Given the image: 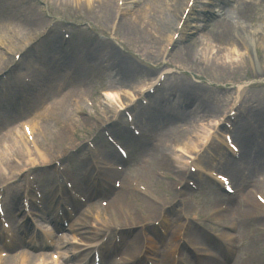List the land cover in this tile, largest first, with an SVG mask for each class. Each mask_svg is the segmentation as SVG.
<instances>
[{"label":"rangeland","instance_id":"rangeland-1","mask_svg":"<svg viewBox=\"0 0 264 264\" xmlns=\"http://www.w3.org/2000/svg\"><path fill=\"white\" fill-rule=\"evenodd\" d=\"M90 1L0 0V57L9 65L13 63L15 53L20 52V48L31 46L33 51L39 48L40 52L45 53L43 49L45 43L55 37H58V40L61 39L62 29L66 30L70 36V44L75 46L66 53L84 54L89 49L93 56L91 68L84 75V82L76 80L71 70L66 69L54 85L48 86L46 94L40 95L35 100L30 99L32 101L27 103L20 113L18 108L0 112V119L4 122L0 124V182L14 180H16L14 182L17 180L24 182L29 159L36 163V178L47 193L54 187L56 168L53 160L58 156L71 165L76 184L85 191L81 175L91 170L90 178L95 180L96 172H98L97 169L93 171L90 165L87 141L96 135L95 142L102 148L99 152L106 155L103 152L108 146L105 140L106 135L100 129L103 125L110 126L109 119L112 121L114 115L112 111L115 109L118 112L121 108L131 106L135 114L142 109L140 111L142 115L149 112L147 120L150 122V110L155 112L153 102L161 99L163 105L161 103V108L156 114L167 116L173 120V123L160 124L157 130H153L155 138L151 141L153 145L150 146L152 148L150 153L140 154L137 148L130 146L129 150L132 152L133 159L127 165L125 175L120 176L126 182L125 189L111 194L114 205L122 201L121 197H129L130 204H122L128 206L134 217L138 219L136 228H132L129 233L121 234L126 241L125 252L133 251V247H130L128 242L136 235H140L142 239L138 249L142 246L144 248L145 245L143 250H148L149 236L153 235L162 240L161 254L166 255L168 253L166 250L169 251V249L175 254L178 241L176 238L172 241L171 234L175 232L177 237V232L183 227L187 230L188 244L194 247L205 244L206 247L202 252L196 251L192 259L189 257L186 260L187 264H217L210 262L211 259H218L222 254H227L226 251L229 249L232 250L228 255L229 260L223 264H264V207L254 196L255 192L264 196V118L261 116V120H258L247 113L252 108H259L258 103H264V47L258 42L259 45H256L253 50H245L246 55L242 50L243 61L239 63V66L233 65V68H229L227 72L209 65L214 60L218 61V64H231L229 59L231 57L234 62L238 60L231 53V46L226 42L238 30L241 33L247 32L256 40V31L259 32V36H263L264 0H230L228 5L225 3L226 0H219L218 5L224 7L225 11L230 7L234 8L237 16L233 24L227 20L228 13L225 12L219 18L204 24L202 17L199 19L196 15L210 16V12L219 15L222 9L207 7L204 10L202 7H197L178 40L174 39V35L178 33L176 24L188 0H122L121 7L118 6L120 0ZM242 3H245L244 7L241 6ZM161 11L171 12L170 15H172L171 27L164 35L163 26L166 21L159 20ZM227 23H231L233 29L226 27ZM157 27L162 37L156 33ZM125 31L129 32V37ZM170 38L173 39L172 42ZM95 50L99 51V57L94 53ZM34 63H36L35 59L28 63V67ZM9 65L5 71L2 70L3 67L0 68V82L5 80L4 76L10 68ZM119 70L137 72L131 75L133 77L131 80L125 81L117 74ZM162 71L167 72L165 82L161 83L162 86L157 88L155 94L148 95L146 90L155 83V79ZM173 82L190 86V88H186V92L183 93L171 87ZM122 89L132 91L134 99L130 101L132 96H127L129 100L123 96L121 97L123 101L118 103V107L114 104H102L107 103L102 100V92L105 90L121 92ZM237 94L239 96H236ZM142 95L148 98L149 103L146 106L140 105V110L137 111L139 102L136 100ZM64 98L69 99L67 104L70 118L68 117L67 123L59 126L63 139H54L45 134V121L50 116L56 115L58 112H55L56 105ZM234 99L236 103L243 106L242 114L235 119L238 141L241 143V136L247 137V134L240 135V128L249 121L247 129L250 139L257 136L262 145L247 150L248 157L245 159V164L251 171L247 172V175L242 173L240 177L232 178L240 192L238 199L234 198V202L229 205L226 197L222 195L215 197L208 189V187L211 190L216 189L211 179H205L204 187H200L198 191H194L187 185L179 190L180 184L176 182L177 180L185 179L184 182L191 180L197 183L198 181L197 175L189 174L188 171L187 160L192 156L183 157L174 150L175 147L183 142L190 144L185 140L189 133L192 134L199 129L204 134L205 129H209V126H205L207 123L211 125L220 116L226 117L233 107ZM74 100L80 103H75ZM87 101L90 103L89 107L86 106ZM105 107L108 111L104 110ZM246 107L250 109H245ZM261 112L257 114H262ZM22 121L37 123L38 126L35 128L36 131H33V135L36 134L38 137L36 142L39 144H33V142L24 144L23 141L17 140ZM124 125V113H121L113 122V128L109 127L110 135L114 136L122 132L121 127ZM217 128L213 129L210 136L212 138L207 144L217 137L222 143L220 139L222 131L219 128L225 127ZM3 133L16 141V145L13 146L11 142L5 140L1 136ZM178 133H182L183 137L177 136ZM203 134L196 137L195 145L197 146L189 148L188 155L202 151L205 146V141L201 140L204 137ZM122 137L126 139L125 135ZM29 145L33 149H30ZM27 149L28 152H25ZM75 149L76 152H74ZM165 151L181 157V170L172 166L174 155L169 156L172 160L168 162V165L159 162V157H164ZM152 153L154 155H151ZM141 159L147 160L145 164L141 162ZM5 160L10 167L5 165ZM209 162L201 157L197 163L193 164L200 167L209 165ZM212 167L217 169L216 166ZM127 179L138 180L149 193L134 189L130 183H127ZM100 198L94 195L92 204L98 207ZM16 199L19 203L18 192ZM148 202L156 206L155 213L147 209ZM157 202H160L162 206ZM194 204H198L197 207ZM225 205L229 206L226 211L219 210L220 206ZM157 210L161 213L156 212ZM236 210L243 213L248 210L250 214L247 217H241ZM98 214L103 216V223L107 222L105 230L118 221L109 210H100ZM163 216L168 217L172 222L169 238L156 234L154 228L151 232L146 229L147 226L144 227L148 222L156 221ZM239 218L242 219L239 220ZM89 221L95 228L104 227L103 223H97L94 219L89 218ZM95 228L91 231H95ZM213 244L216 246L213 247ZM215 252L220 254L219 257ZM148 254V252L145 254L146 257ZM168 256L167 264H171L172 257ZM141 262L145 263V259Z\"/></svg>","mask_w":264,"mask_h":264},{"label":"bare ground","instance_id":"bare-ground-1","mask_svg":"<svg viewBox=\"0 0 264 264\" xmlns=\"http://www.w3.org/2000/svg\"><path fill=\"white\" fill-rule=\"evenodd\" d=\"M92 1V0H91ZM90 1V2H91ZM225 3H227V5L229 4V1H226ZM241 6H245V3H242V5ZM126 9V8H125ZM223 11L225 12V13H229V12H227V11H225L224 9H223ZM170 13L171 12H168V13H166V12H164V11H161L160 12V17H159V20H164V22L166 21V23L164 24V26H163V35L164 34H166V32L170 29V27H171V18H172V15H170ZM192 13V12H191ZM235 16H237V14L235 15ZM188 18V17H187ZM190 18H191V16H190ZM179 19V18H178ZM191 19H189L188 20V22L190 21ZM187 22V23H188ZM187 23L185 24L186 25V27H187ZM29 24V23H28ZM229 23H227L226 24V26L228 25ZM243 26H245V24L243 25ZM264 26V25H263ZM184 27V26H183ZM197 29V28H196ZM195 29V30H196ZM183 31H185L184 29L182 30V32ZM125 33L127 34V36L129 37V35H128V31H125ZM156 33L159 35V37H162V34H161V31H160V29L157 27L156 28ZM258 33L259 32H257L256 31V33L255 34H257L256 35V37H257V42L255 43V40L253 39V38H255V37H253V36H251V35H249V36H247L246 34H244V33H241V32H239V30H238V32H236V33H234L233 34V36L229 39V40H227L226 42H227V44H229V46H231L230 47V51H231V53L234 55V57L236 58V59H238L236 62H234V61H232V57L231 58H229L230 60H231V64H226V65H223V64H218V61H216V60H214V61H211V63L209 64V62L207 63V64H209L210 65V67H213V66H215V67H217L218 69H220V70H224L225 72H227V71H229V68H233V65H236V66H239V63L241 62V61H243V58H242V56H243V54H242V50L245 52V55L247 54V52L246 51H250V50H253L254 48H256V45H259V43L258 42H260V46H262V47H264V28H262V33H263V36L262 35H258ZM169 40V39H168ZM20 50H22L21 48L19 49V51ZM246 50V51H245ZM97 53H99V52H97ZM217 53H218V51H217ZM100 55V54H99ZM115 55V54H114ZM88 53H85V56H83V58H78L77 59V61L72 65V69H73V76H75V79L76 80H79L80 82H84L85 81V74H86V71H85V69L82 67V63H85L87 66L89 65V66H91V64H92V58L90 57V58H88ZM97 57H99V56H97ZM112 59V58H111ZM239 61V62H238ZM80 62V63H79ZM79 63V64H78ZM120 64V63H119ZM125 64L127 65V66H129V67H131V65L129 64V63H127V62H125ZM129 64V65H128ZM8 65H9V63H7L2 57H0V68H2L3 67V69L2 70H5L7 67H8ZM24 65V64H23ZM128 67V68H129ZM133 68V67H132ZM47 72H48V70H46ZM100 72H101V70H100ZM137 71H135V70H131V71H129V70H119L118 72H117V74L118 75H120L125 81H128V80H131L133 77L131 76V75H134L135 73H136ZM161 75H163V74H161ZM159 77H160V75H159ZM158 77V78H159ZM158 78L157 79H155V82L158 80ZM19 79V78H18ZM20 80V79H19ZM174 83H177V82H173V83H171V87H173L174 89H178L179 91H181V92H183V93H185L186 91H185V89L186 88H190V86H186V85H184V84H174ZM173 84V85H172ZM124 90V91H123ZM127 90H129V89H122V91H121V93H123L124 94V96H125V94L126 95H128L127 94ZM25 91H27V90H25ZM25 91H24V93H25ZM107 92H110V93H112V95H110V94H107ZM105 91L104 92V97H105V99H103V100H105L107 103H102V104H105V105H109V104H112V103H119V101L121 100L120 98H119V95L118 94H116L118 91L116 90V91H111V90H108V91ZM9 94H10V89H4L3 91H1L0 92V102H6L7 103V101H5V100H8L7 98H8V96H9ZM26 99V96L23 94V96H21V94H19L18 92H17V90L16 91H14V93H13V97L12 98H10V105H12L13 103H19V101H23V100H25ZM125 99H128L129 100V98L128 97H125ZM134 99V97L132 98V99H130V101L131 100H133ZM119 100V101H118ZM69 102V99H67V98H64L63 100H61V101H59V103L56 105V108H55V112H57L56 113V115L53 117V116H50V118L48 119H46V121H45V123H46V129L44 130V132H45V134L47 133L48 135H50L51 137H53L54 139H63V136H62V134H61V130H60V127L59 126H62V124H65V122L67 123V121L69 120V116H70V113H69V110H68V103ZM17 103V104H18ZM161 103H162V105H163V101H161V99H159L157 102H153V105L155 106V112L153 111V110H150V113H151V120H152V122H153V126L154 127H156V128H158V126L160 125V124H163V125H165V124H167V125H171L172 123H173V120H171V119H169L167 116H163L162 114H160V115H157L156 114V112H157V110L159 109V108H161L160 106H161ZM262 103V102H261ZM258 103V106H260L259 108L257 107V108H252V109H250V107H246L245 109H250L249 110V116L250 117H252V116H254V118H256V119H258V120H261V116L264 118V103ZM188 104V103H187ZM163 107V106H162ZM104 110H106V111H108V108H104ZM262 111V112H261ZM112 112H114V114L116 113V110L114 109ZM204 113H206L205 111H203ZM231 112V111H230ZM259 112H261L262 114H257V113H259ZM148 114H149V112H147ZM207 115H208V113H206ZM69 117V118H68ZM224 118V116H220L219 117V119H216L218 122L215 124V127H212L210 124H206L205 126H209V129H205L206 130V132L203 134L202 132H201V130H195L192 134L191 133H189L188 134V136H187V138L185 139L186 140V142L188 141V143H190V144H186V143H182V144H180L179 146H182L183 145V147H184V149L186 150V153L188 152L187 150H190V149H192V148H194L195 146H197V145H195V143H196V137H200L199 136V134H203L202 136H204L203 138H201V140L202 141H205V143H208V139H210V136L212 135V131H213V129H216V127H218V126H220V124H221V121H223L222 119ZM263 118H262V120H263ZM212 121V120H211ZM210 121V122H211ZM263 122V121H262ZM31 127H32V131L34 130V131H36V124H35V122H30V124H29ZM153 127V128H154ZM246 127V128H245ZM20 131V130H19ZM238 131V129L236 130V132ZM248 129H247V123H245V124H243L242 125V127L240 128V135H245V134H247V137H244V136H241V137H243V140H244V142L246 143V146L242 149V147L241 148H239V153H238V156L233 160L232 158H230V156H231V153H230V151L228 150V148H227V146H226V143H225V140H224V144H225V149L227 150L226 152H225V155L227 156V158L225 159L226 160V162L227 163H229L232 167L234 166V165H238V162H240L241 160H243L244 159V156H246L248 153H247V149H253L254 147H256V146H258V143H259V141H258V138L257 139H255L254 140V142L252 143L251 142V139H250V134H248ZM236 134V133H235ZM32 135H33V133H32ZM144 135H145V132H144ZM3 136V138L5 139V140H8L9 142H11L12 144H13V146H15L16 145V141H14L13 139H11L10 138V136H6V135H2ZM35 136H36V134H35ZM177 136H179V137H183V135H182V133H178L177 134ZM19 139H17V140H21L20 142H22L23 141V143H25L26 141H25V137L23 138V133L20 131L19 132ZM35 139H38V137H35ZM218 139L219 138H214V140H213V143L212 144H216V146H212V145H207V150L208 151H212L215 147L217 148V147H219V146H222V143H221V141H218ZM65 141L67 140V139H64ZM235 142H236V140H235ZM39 144V143H38ZM260 144V143H259ZM192 146V147H191ZM190 148V149H189ZM204 148V150H205V152H208V151H206V146H204L203 147ZM144 149V148H143ZM219 152H222V150L220 149V150H218ZM204 151H203V153L204 154H206ZM112 154V156L113 157H115L116 158V156L113 154V153H111ZM167 154V155H166ZM151 155H154V153H152ZM156 155V154H155ZM171 155H174L172 152H167V151H165V155H164V157H159V162L161 163V164H166L167 163V165L169 164L168 162H170L172 159L169 157V156H171ZM41 156V155H40ZM41 158L43 159V157L41 156ZM44 160V159H43ZM173 160H174V162H173V164H172V166H175V167H177L178 168V170H181L182 169V167L180 166V163L182 162L181 161V157L180 156H178V155H174V157H173ZM45 161V160H44ZM234 164V165H233ZM5 165L8 167L9 165L7 164V162H6V160H5ZM229 165V166H230ZM242 165H244L243 163H242ZM10 167V166H9ZM117 167V166H116ZM242 168H244V167H242ZM241 169V167H238V170H240ZM219 170H221V169H219ZM0 172H1V168H0ZM229 172H231V174H233L234 172L235 173H237V169H234V168H232V170H230ZM109 173H111V174H113V172H109ZM238 174V173H237ZM183 176H184V174H183ZM199 181H200V184H201V186H203V184L201 183V181H203V178H200L199 179ZM131 190V189H130ZM130 193H131V191H130ZM130 196H131V194H129ZM9 199H7V203L9 204V207L10 206H16L15 205V202H12V200L10 199V197H8ZM122 201H120V203L122 204V203H125V204H130V198L129 197H126V196H124V197H121L120 198ZM119 202V201H118ZM124 208L125 209H127V210H130L129 208H128V206H124ZM147 209H151L152 211H153V213H155V210L157 209L156 208V206L155 205H153L152 204V202L150 203V202H148V204H147ZM50 212H52L51 210H50ZM156 212H160L159 210H157ZM236 213H238L241 217H247V216H249V214H250V212L248 211V210H245V212L243 213V212H240L239 210H236ZM117 217H121L119 214H117ZM122 219H124V217H122ZM240 219H242V218H239V220ZM125 220V219H124ZM73 231L74 230H76L75 228H73L72 229ZM177 235H179V233L177 232ZM172 237H173V239H175L176 238V236H175V232H174V234L172 235ZM141 241V239H139V236H136L135 238H134V243H141L140 242ZM171 251V249H169V251H167L166 250V252H168V253H166V255H164L163 257H164V263H166V262H168V260H169V256L168 255H171V257H172V253L170 252ZM168 256V257H167ZM29 260H30V264H37V260H36V256H31V257H29ZM16 262H17V260H16V257L15 256H11L10 258H8L7 260H5L4 261V264H16ZM169 263V262H168Z\"/></svg>","mask_w":264,"mask_h":264}]
</instances>
